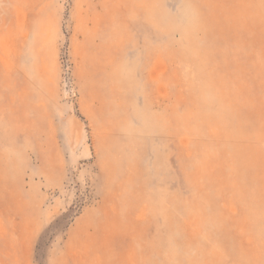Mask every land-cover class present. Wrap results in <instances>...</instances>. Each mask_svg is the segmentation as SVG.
Masks as SVG:
<instances>
[{"label": "rangeland", "instance_id": "374dc122", "mask_svg": "<svg viewBox=\"0 0 264 264\" xmlns=\"http://www.w3.org/2000/svg\"><path fill=\"white\" fill-rule=\"evenodd\" d=\"M0 264H264V0H0Z\"/></svg>", "mask_w": 264, "mask_h": 264}]
</instances>
